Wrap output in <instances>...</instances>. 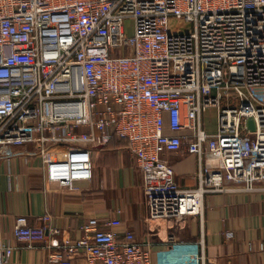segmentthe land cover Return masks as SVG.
<instances>
[{"label": "built area", "instance_id": "1", "mask_svg": "<svg viewBox=\"0 0 264 264\" xmlns=\"http://www.w3.org/2000/svg\"><path fill=\"white\" fill-rule=\"evenodd\" d=\"M115 135L144 177L148 222L202 216L209 194L264 191V0H0V154L36 143L46 181L68 192ZM184 142L199 158L193 187L161 158ZM121 222L89 218L80 239L45 245L48 262L152 264ZM13 226L31 248L46 239L25 215ZM16 249L0 225V264Z\"/></svg>", "mask_w": 264, "mask_h": 264}, {"label": "crops", "instance_id": "2", "mask_svg": "<svg viewBox=\"0 0 264 264\" xmlns=\"http://www.w3.org/2000/svg\"><path fill=\"white\" fill-rule=\"evenodd\" d=\"M166 132L170 134L171 130L167 128ZM187 149L184 142L180 151L164 152L161 158L173 169L180 186L193 187L199 158ZM93 156L94 178L76 182L77 189L67 192L46 181L36 143L3 147L0 225L4 240L17 247L6 264H52L45 245L80 239L82 227L92 217L100 224L120 218V233L130 230L136 239L151 246L152 264H264V191L209 194L202 216H189L180 225L170 219L148 222L144 177L126 145L99 146ZM7 157H12L11 177ZM20 215L27 216L32 226L49 229L44 242L31 248L13 239L15 218ZM54 229L60 232L52 234ZM230 230L234 235L227 239L224 232ZM74 257V264H84L81 257Z\"/></svg>", "mask_w": 264, "mask_h": 264}, {"label": "rangeland", "instance_id": "3", "mask_svg": "<svg viewBox=\"0 0 264 264\" xmlns=\"http://www.w3.org/2000/svg\"><path fill=\"white\" fill-rule=\"evenodd\" d=\"M132 27H133V20L129 18L127 20V30L129 32H132ZM215 120H216V109L215 108H210L208 109L205 114H204V123L207 125L209 129L215 128Z\"/></svg>", "mask_w": 264, "mask_h": 264}, {"label": "trees", "instance_id": "4", "mask_svg": "<svg viewBox=\"0 0 264 264\" xmlns=\"http://www.w3.org/2000/svg\"><path fill=\"white\" fill-rule=\"evenodd\" d=\"M110 143H112L114 146L115 145H127V142L124 140V139H122V138H120L119 136H117V135H115L114 137H113V139L111 140V142Z\"/></svg>", "mask_w": 264, "mask_h": 264}, {"label": "water", "instance_id": "5", "mask_svg": "<svg viewBox=\"0 0 264 264\" xmlns=\"http://www.w3.org/2000/svg\"><path fill=\"white\" fill-rule=\"evenodd\" d=\"M247 124L249 125L251 130H255V123L253 121V118H251V117L248 118L247 119ZM48 234H49V229L46 230V237L48 236Z\"/></svg>", "mask_w": 264, "mask_h": 264}]
</instances>
